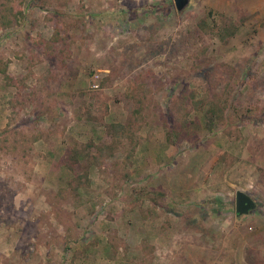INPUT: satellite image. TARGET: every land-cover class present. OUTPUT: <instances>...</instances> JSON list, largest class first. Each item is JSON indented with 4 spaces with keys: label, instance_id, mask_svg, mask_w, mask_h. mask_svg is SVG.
<instances>
[{
    "label": "rangeland",
    "instance_id": "1",
    "mask_svg": "<svg viewBox=\"0 0 264 264\" xmlns=\"http://www.w3.org/2000/svg\"><path fill=\"white\" fill-rule=\"evenodd\" d=\"M27 3L0 0V264H185L257 241L264 0Z\"/></svg>",
    "mask_w": 264,
    "mask_h": 264
},
{
    "label": "crops",
    "instance_id": "2",
    "mask_svg": "<svg viewBox=\"0 0 264 264\" xmlns=\"http://www.w3.org/2000/svg\"><path fill=\"white\" fill-rule=\"evenodd\" d=\"M257 241H226L222 244L230 255L214 257L210 260L202 256L187 257L185 264H264V217H258ZM249 237V236H247ZM150 242V241H149ZM157 242V241H156ZM152 245V242H150ZM149 243V244H150ZM168 241H159L158 247H166Z\"/></svg>",
    "mask_w": 264,
    "mask_h": 264
},
{
    "label": "trees",
    "instance_id": "3",
    "mask_svg": "<svg viewBox=\"0 0 264 264\" xmlns=\"http://www.w3.org/2000/svg\"><path fill=\"white\" fill-rule=\"evenodd\" d=\"M17 1H18V3L22 2V0H17ZM40 1L41 0H28L26 8L34 7L35 5H38ZM12 9H13V6L10 8V10H12ZM16 12H17L18 16L24 17L25 13H23L20 8H18ZM2 17L4 18V15H2ZM4 24L6 26H8V21H7V23L4 22ZM199 24L201 25V28L203 29V31L206 34H208V35L216 34V36L222 41H225L227 38H229L232 35H234V33L236 31V29L234 27V23H232L229 26H225V25L217 26L218 30L215 33L213 31L214 30L213 29L214 26L212 27V26L208 25L207 21L201 20L199 22ZM215 27H216V25H215ZM58 39H59V36H58V34H56L51 39V44L49 43L50 47H48V50L53 48V43L56 42V40H58ZM0 71H1V73L6 74V72H7V63L6 64L4 63L2 66H0ZM95 85L97 87L98 83L97 84L95 83ZM212 95H213V98H210V100H211V101L209 100L210 102L208 101L210 103L209 109L205 110V112H204V119H205L204 125H205V128L208 129V130H213L214 126L219 124V122L221 120H223V117H224L223 116V109L226 106V104H225L226 100H225V102L222 100L223 98H226V97H221V96H218L216 94H212ZM203 99L206 100V97H204ZM221 101H223V102L221 103ZM193 102L197 103V106H201L202 103H203V100L199 99L197 101L196 99H193ZM219 105H221V106H219ZM255 110H256V108H254L252 112H254ZM168 140H170L171 143L173 142L172 139H170V138H168ZM66 164H67V167H69L72 171H75L74 170V166L71 165L70 162H67ZM75 164H77V162ZM79 177H80L79 175L75 177L76 178L75 179L76 184H75V186L73 188L74 190H77L79 188V186L81 185V182L79 181Z\"/></svg>",
    "mask_w": 264,
    "mask_h": 264
},
{
    "label": "water",
    "instance_id": "4",
    "mask_svg": "<svg viewBox=\"0 0 264 264\" xmlns=\"http://www.w3.org/2000/svg\"><path fill=\"white\" fill-rule=\"evenodd\" d=\"M189 0H174L177 10L183 9ZM256 207L255 200L246 192L238 190L235 193V214L237 216L247 215Z\"/></svg>",
    "mask_w": 264,
    "mask_h": 264
},
{
    "label": "built area",
    "instance_id": "5",
    "mask_svg": "<svg viewBox=\"0 0 264 264\" xmlns=\"http://www.w3.org/2000/svg\"><path fill=\"white\" fill-rule=\"evenodd\" d=\"M93 86H94V87H96V85H95V84H94Z\"/></svg>",
    "mask_w": 264,
    "mask_h": 264
}]
</instances>
